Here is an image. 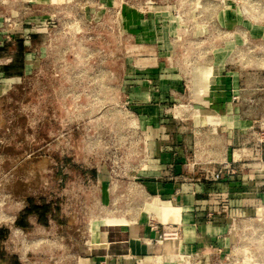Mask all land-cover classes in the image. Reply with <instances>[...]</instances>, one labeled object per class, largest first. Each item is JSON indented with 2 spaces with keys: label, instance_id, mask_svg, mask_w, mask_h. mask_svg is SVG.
<instances>
[{
  "label": "rangeland",
  "instance_id": "rangeland-1",
  "mask_svg": "<svg viewBox=\"0 0 264 264\" xmlns=\"http://www.w3.org/2000/svg\"><path fill=\"white\" fill-rule=\"evenodd\" d=\"M229 1H45L46 30L31 38L30 72L0 92V264H78L90 247L93 219L109 211L102 220L136 221L134 197L100 206L90 177L97 170L133 176L128 165L140 157L143 136L123 83L150 70L152 59L170 71L171 58L190 82L214 84L222 70L212 67L221 53L215 49L222 48L225 59L249 60L264 76V43L228 48L232 38L220 15ZM239 1L246 13L261 14L264 0ZM140 16L156 20L143 24ZM165 204L170 209L159 200L145 203L143 220L174 223ZM263 208L247 228L237 230L240 221L232 226L242 253L258 259L252 264H263ZM210 251L205 260L193 255L173 264H219Z\"/></svg>",
  "mask_w": 264,
  "mask_h": 264
},
{
  "label": "crops",
  "instance_id": "crops-1",
  "mask_svg": "<svg viewBox=\"0 0 264 264\" xmlns=\"http://www.w3.org/2000/svg\"><path fill=\"white\" fill-rule=\"evenodd\" d=\"M45 1L0 0V92L30 72L31 38L46 30ZM240 2L230 0L220 15L232 53L251 50L242 47L244 41L264 43V6L256 15ZM136 19L145 24L156 17ZM36 22L40 29H32ZM174 30L170 23V35ZM215 50L221 53L212 67L222 70L214 84L190 82L171 58L170 71L152 59L150 70L123 83L125 105L143 136L140 157L128 165L132 177L97 170L90 178L98 205H110L115 196L134 197L138 215L129 224L123 218L102 220L109 211L93 219L90 247L78 264H173L193 255L204 259L207 249L219 264L258 261L249 258L251 250L242 253L232 226L255 218L264 205V76L249 60H228L222 48ZM216 173L218 180L212 178ZM153 200L169 204L174 223L143 220L144 205Z\"/></svg>",
  "mask_w": 264,
  "mask_h": 264
},
{
  "label": "trees",
  "instance_id": "trees-1",
  "mask_svg": "<svg viewBox=\"0 0 264 264\" xmlns=\"http://www.w3.org/2000/svg\"><path fill=\"white\" fill-rule=\"evenodd\" d=\"M41 210H42V212H41ZM38 212H41V213H39L40 216L46 217L48 215L47 207H41L40 209H38ZM16 226H18L19 228H22V229L24 228L25 229V227L20 225L19 222L16 223Z\"/></svg>",
  "mask_w": 264,
  "mask_h": 264
},
{
  "label": "bare ground",
  "instance_id": "bare-ground-1",
  "mask_svg": "<svg viewBox=\"0 0 264 264\" xmlns=\"http://www.w3.org/2000/svg\"><path fill=\"white\" fill-rule=\"evenodd\" d=\"M170 209H171V211H173L171 207H170ZM168 211H169V210H168ZM173 212H174V211H173ZM172 223H173V222H172ZM250 223H252V220H245V221H242V223L240 224V226L237 227V230H239L240 227H244L245 225H248V224H250ZM92 235H93V234H92Z\"/></svg>",
  "mask_w": 264,
  "mask_h": 264
},
{
  "label": "built area",
  "instance_id": "built-area-1",
  "mask_svg": "<svg viewBox=\"0 0 264 264\" xmlns=\"http://www.w3.org/2000/svg\"><path fill=\"white\" fill-rule=\"evenodd\" d=\"M219 177H220V174L219 173H216V174H213L212 175V178L214 179V180H218L219 179ZM167 236H164V238H166ZM171 237V236H170Z\"/></svg>",
  "mask_w": 264,
  "mask_h": 264
}]
</instances>
